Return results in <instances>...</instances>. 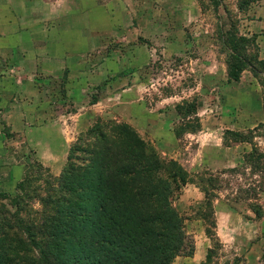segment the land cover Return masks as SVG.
<instances>
[{"label": "crops", "instance_id": "crops-1", "mask_svg": "<svg viewBox=\"0 0 264 264\" xmlns=\"http://www.w3.org/2000/svg\"><path fill=\"white\" fill-rule=\"evenodd\" d=\"M34 1L0 0V113L5 114L6 120L8 114L20 112L31 122L36 129L34 148L43 165L56 170L53 162L69 157L78 135L89 130L95 118L112 119L137 128L149 142L164 150V154L172 152L171 158L192 178L219 173H225V176L228 171L245 165L257 138L253 142L230 141V144L228 133H248L257 128L259 120L264 121L258 104L255 106L250 97V93L262 91L251 73L246 76L245 71L240 82L231 80L229 73L215 69L202 73L199 87L191 92L195 97L193 101L197 98L199 102L197 111L188 116L190 119L194 115L199 126L195 132L185 133L182 146V139H178L174 127L184 118L178 112V106L190 102L191 96L187 98L179 92L161 96L150 108L147 105L148 88L141 80L137 82L138 72L117 76V64L110 62V58H105L106 62L101 64L97 63V57L83 56L84 49L95 48L92 39L103 30L101 27L115 28L112 21L119 13L113 10L112 3L70 0L78 8V14H75L78 17H74L78 25L67 27L63 22L67 11L60 6L63 0H41L37 6ZM83 16L87 20L85 25ZM110 45L107 41L106 46L102 42L100 47L109 48ZM177 45L171 42L169 47L177 48ZM201 46L206 48L204 43ZM70 49L78 50V58L69 53L72 52ZM202 59L196 62H202ZM97 66L105 67L107 74L103 81L109 82L100 88H95L99 83L93 84L95 77L90 73ZM177 73L178 76L171 78H180V72ZM49 83L56 85L55 91L50 87L46 89ZM227 88H231L230 91ZM55 112L58 115L51 114ZM13 117L11 115L10 119ZM0 118L2 122L3 118ZM168 120L170 128L166 125ZM183 200L191 204H200L204 200L197 183L185 187ZM239 204L242 203L232 206L230 199L222 196L214 207L217 233L223 237L226 226L227 236L222 241L228 247H234L240 241H251L260 233L259 229L254 233L250 231L251 222L257 225L260 222L248 221L242 213L245 209L241 210Z\"/></svg>", "mask_w": 264, "mask_h": 264}, {"label": "rangeland", "instance_id": "rangeland-1", "mask_svg": "<svg viewBox=\"0 0 264 264\" xmlns=\"http://www.w3.org/2000/svg\"><path fill=\"white\" fill-rule=\"evenodd\" d=\"M105 1L112 3L113 10L119 13L112 21L115 28L101 27L103 30H99L97 36L92 39L95 48L91 51L84 49L83 56L90 59L97 57L99 58L97 63L101 64L106 62L105 58H110V62L114 61L117 64V76L130 71L138 72L137 82L141 80L148 88V107L155 106L161 96H170L177 92L185 97L191 96L190 102H193L195 97L191 92L199 87L202 73L215 69L227 74L234 42H240V38H245L250 40V43L241 45V54L257 62L262 72L260 78H256L249 69L245 73L246 76L251 73L250 76L255 77L262 90L253 93L254 95L250 93V97L255 106L258 104V109L264 115V0H100L102 3ZM34 4L35 6L41 4V0H35ZM60 6L67 11L63 18L64 24L67 27L78 25L74 18L78 17L75 15L78 14L77 5L70 0H63ZM82 19L85 25L87 20L84 16ZM63 22L60 25H63ZM102 24L100 25L103 26ZM107 41L110 42V47L101 48L102 42L106 46ZM171 42L177 43L178 47L171 49L169 47ZM202 43L206 48L202 49ZM69 51L78 58V50ZM201 57L204 58L203 61L196 62ZM92 69L90 73L95 77L93 84L99 83V87L95 88L109 84L108 80L103 81L107 74L105 67L97 66ZM177 72H180V78H171L178 76ZM113 80L114 78L110 82L111 85ZM224 84L228 86L226 80ZM49 87L53 91L57 88L53 83L46 84L47 90ZM230 89L227 88V91ZM94 95L99 96L98 93ZM196 104L197 106L199 104L197 98ZM187 106L186 104L185 110L188 109ZM71 109L72 107L69 108ZM51 114L58 115L56 112ZM11 115H14L12 119ZM15 116H18L16 121ZM0 117L3 118L2 122L0 120V140L5 142L2 144L0 141V192L15 196L19 185L27 181L29 197L26 211L34 215V219L29 221L35 220L37 215L40 217L39 213L52 209L45 204L46 201L50 202V198L59 200L63 195L65 170L71 163H75L76 167H82L84 171L88 170L91 156L84 151L94 140L92 133L94 128L100 124L107 127L111 123H123L107 118L93 119L91 128L78 135L69 157L53 162L56 163V170L53 171L43 165L38 158L34 148L36 129L30 125L31 122L24 114L20 112L8 114L5 120V114L0 113ZM190 117L189 119L187 115L184 116L174 127L176 136L182 139L180 142L182 146L185 144V133L195 132L199 126L197 118L194 115ZM257 124V128L248 133H228L230 144H232L230 141L241 140L253 142L257 138L252 153L248 155L247 162L241 169L228 171L225 176L221 173L211 177L202 175L197 179L190 176L192 182L208 191V200L204 193V200L200 204H191L183 200L185 188L175 198L174 205L185 219L186 231L194 241L195 252L191 257H178L173 264H264V217H257L251 209L252 205H260L262 209L259 211L264 214V121L259 120ZM166 125L170 128L169 120ZM131 127L140 134L137 128ZM143 139L149 142L147 137ZM2 146H5V149ZM154 147L165 160H174L171 158L172 152L166 155L158 145ZM74 156L76 160L71 161ZM51 190L56 192L51 193ZM222 196L230 199L232 206L242 203L239 206L241 210L245 209L242 213L248 221L260 222V225L254 222L250 224L252 233L259 229L257 238L240 241L234 247H228L223 243L222 239L227 236L226 226L224 225L223 237H219L213 228L216 218L214 207L217 199ZM0 202L10 204V201ZM9 208L13 210L10 206ZM40 218L45 219V215ZM31 251L29 261L23 264H38V251ZM210 255L212 259L208 261ZM7 257H5L7 264H14L7 260Z\"/></svg>", "mask_w": 264, "mask_h": 264}, {"label": "trees", "instance_id": "trees-1", "mask_svg": "<svg viewBox=\"0 0 264 264\" xmlns=\"http://www.w3.org/2000/svg\"><path fill=\"white\" fill-rule=\"evenodd\" d=\"M248 43L245 38L234 42L228 73L235 82L248 69L262 77L258 63L241 54V45ZM196 111V100L178 106L184 116ZM95 128L84 151L91 156L88 170L70 164L63 195L50 202L47 198L52 209L39 213L45 219L37 215L29 221L34 215L26 211L27 181L15 196L0 192V201H10L0 202V264H7V256L14 264L27 263L31 250L38 251V264H173L178 257L194 255V241L174 205L177 195L194 183L189 173L177 161L165 160L128 124ZM199 187L208 200V191ZM251 209L264 217L260 205ZM213 228L217 231L216 218Z\"/></svg>", "mask_w": 264, "mask_h": 264}]
</instances>
